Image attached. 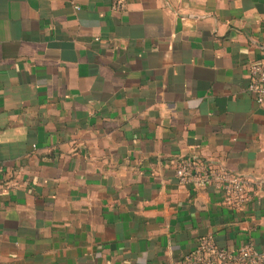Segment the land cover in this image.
<instances>
[{"label": "crops", "instance_id": "0c3cea01", "mask_svg": "<svg viewBox=\"0 0 264 264\" xmlns=\"http://www.w3.org/2000/svg\"><path fill=\"white\" fill-rule=\"evenodd\" d=\"M0 0V264L264 254V0ZM77 7V8H76ZM240 174L229 208L177 160Z\"/></svg>", "mask_w": 264, "mask_h": 264}, {"label": "built area", "instance_id": "2783aa9c", "mask_svg": "<svg viewBox=\"0 0 264 264\" xmlns=\"http://www.w3.org/2000/svg\"><path fill=\"white\" fill-rule=\"evenodd\" d=\"M111 9L123 12L126 9L125 3L123 0H112ZM247 90L257 103L264 102V61L250 66ZM174 176L181 186H190L197 191L208 187L218 190L229 208L245 206L251 199L247 182L240 174L225 168H215L193 157L177 160ZM179 264H264V254L257 251L249 241L244 242L236 251L220 247L213 236L208 234L198 240L195 248Z\"/></svg>", "mask_w": 264, "mask_h": 264}]
</instances>
